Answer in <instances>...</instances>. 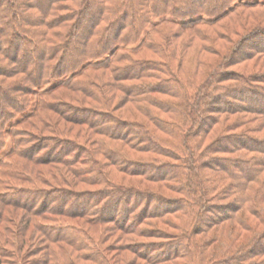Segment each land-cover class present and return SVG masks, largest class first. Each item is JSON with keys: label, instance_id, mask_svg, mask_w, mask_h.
<instances>
[{"label": "trees", "instance_id": "16d2710c", "mask_svg": "<svg viewBox=\"0 0 264 264\" xmlns=\"http://www.w3.org/2000/svg\"><path fill=\"white\" fill-rule=\"evenodd\" d=\"M3 151L0 264H264V0H0Z\"/></svg>", "mask_w": 264, "mask_h": 264}, {"label": "rangeland", "instance_id": "374dc122", "mask_svg": "<svg viewBox=\"0 0 264 264\" xmlns=\"http://www.w3.org/2000/svg\"><path fill=\"white\" fill-rule=\"evenodd\" d=\"M248 64L249 63H252V62H247ZM244 65H246L247 66V64H244ZM7 138V147L5 148V149H8L9 148V145L11 144V139H10V137H6ZM4 153H5V151H3V152H1L0 153V157H2L3 155H4ZM10 211V210H9ZM11 213H12V215H13V217H15V218H19V217H21V214H22V212L20 211V210H14V209H12L11 211H10ZM29 232L28 233H30L31 231H30V229L28 230ZM140 240V239H139ZM114 254L116 253V252H113ZM121 253V254H120ZM119 254V255H118ZM117 255L118 256H120V257H129L131 254H130V252H128V251H125V252H119ZM131 257V256H130Z\"/></svg>", "mask_w": 264, "mask_h": 264}]
</instances>
